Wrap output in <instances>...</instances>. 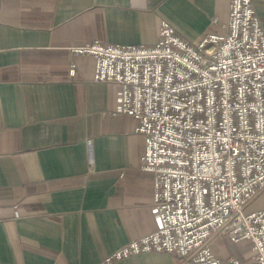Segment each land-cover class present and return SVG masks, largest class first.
Wrapping results in <instances>:
<instances>
[{
	"label": "crops",
	"instance_id": "1",
	"mask_svg": "<svg viewBox=\"0 0 264 264\" xmlns=\"http://www.w3.org/2000/svg\"><path fill=\"white\" fill-rule=\"evenodd\" d=\"M230 4L0 0V264H103L156 230L155 177L142 168L137 121L118 111L116 85L94 80V59L69 49L151 46L162 20L196 46L224 32ZM254 4L264 29V0ZM249 207L264 210V191ZM110 264L179 258L146 253Z\"/></svg>",
	"mask_w": 264,
	"mask_h": 264
},
{
	"label": "built area",
	"instance_id": "2",
	"mask_svg": "<svg viewBox=\"0 0 264 264\" xmlns=\"http://www.w3.org/2000/svg\"><path fill=\"white\" fill-rule=\"evenodd\" d=\"M254 1L231 0L224 32L196 46L162 20L151 46L70 47L94 59L96 82L118 87V111L137 121L142 168L155 177L156 230L103 264L146 253L179 264H264V210L247 211L264 191V29ZM88 166L93 173L92 158ZM218 237L249 242L251 254L217 255Z\"/></svg>",
	"mask_w": 264,
	"mask_h": 264
},
{
	"label": "rangeland",
	"instance_id": "3",
	"mask_svg": "<svg viewBox=\"0 0 264 264\" xmlns=\"http://www.w3.org/2000/svg\"><path fill=\"white\" fill-rule=\"evenodd\" d=\"M249 207L247 211H251ZM249 242H241L239 244L232 243L227 237H218L212 241V247L216 254L221 257L227 258L229 256H236L243 258V252L248 253L250 248H246V244ZM248 251V252H247ZM246 256V255H245Z\"/></svg>",
	"mask_w": 264,
	"mask_h": 264
}]
</instances>
